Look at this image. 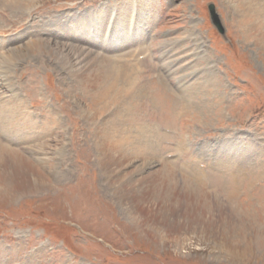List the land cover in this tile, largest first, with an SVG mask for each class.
<instances>
[{
    "label": "rangeland",
    "instance_id": "374dc122",
    "mask_svg": "<svg viewBox=\"0 0 264 264\" xmlns=\"http://www.w3.org/2000/svg\"><path fill=\"white\" fill-rule=\"evenodd\" d=\"M257 5L0 0V264H264Z\"/></svg>",
    "mask_w": 264,
    "mask_h": 264
},
{
    "label": "bare ground",
    "instance_id": "6f19581e",
    "mask_svg": "<svg viewBox=\"0 0 264 264\" xmlns=\"http://www.w3.org/2000/svg\"><path fill=\"white\" fill-rule=\"evenodd\" d=\"M242 1V0H241ZM244 2V1H243ZM262 2V3H261ZM257 3H258V5H257V9H255V8H253V9H255V10H253V13H255V16H256V19H252V20H249L248 22H247V27H245V28H247L246 30H248V27L250 26H252V25H250L251 23H253L254 22V24H256V25H260L261 26V29H260V31L262 30L263 31V34H262V36L264 37V19L263 20H258L259 18H260V16L263 18L264 17V1H259V0H257ZM244 4V3H243ZM248 5V6H247ZM246 7H249V8H251V5H249V4H246ZM124 9H120V11H119V13H118V15H119V19H118V23H119V30H118V32H121V33H119L120 35H122L125 39V41H127V42H130V38L129 39H127L126 38V34H128V30L129 31H131L132 32V28H133V23H134V16H135V13H134V11L133 10H135V12H136V10H137V8H135V9H131L130 11H123ZM246 10V9H245ZM238 16H239V14H238ZM240 17V16H239ZM127 18V23L125 24L124 23V20ZM251 18V17H250ZM109 19H110V16L108 17V19H107V23H106V25H105V28L108 26V24H109ZM151 19V18H150ZM139 20H141V18L139 19ZM148 22V21H147ZM112 23H113V21H112ZM246 23V22H245ZM257 27V26H256ZM132 29V30H131ZM257 30H258V28H256ZM111 30V29H110ZM256 30V31H257ZM136 31H137V27H136ZM105 32H106V29L104 30V34H105ZM124 32H125V34H124ZM133 32H135L134 30H133ZM102 33V34H103ZM248 34V33H247ZM133 35V34H132ZM137 35H138V33H137ZM249 35V34H248ZM258 35V34H257ZM135 36H136V34H135ZM108 37H109V34H108ZM249 38V37H248ZM255 39V38H254ZM260 40V39H259ZM260 43V42H259ZM264 43V42H263ZM264 45V44H263ZM66 50V52H67V54H66V60H68L67 61V63L69 62V63H71V61H70V54L71 53H69V50H68V48H66L65 49ZM77 53V52H76ZM74 54H72V56H73ZM77 56V55H76ZM85 59V58H84ZM78 60V59H77ZM79 62V61H78ZM90 62V61H89ZM66 63V62H65ZM66 63V64H67ZM81 63H84V62H81ZM93 64H98V66H99V69H97L96 67H94V68H96V88H98V90L95 88V92H94V95L95 94H98L99 92H96V91H100L102 88H103V90H102V93L104 92V91H106V86H109L108 84H107V79H109L108 77L110 76L109 75V73L111 72L110 71V69H109V65L107 64V61H106V59H102V61H100L99 63L97 62V63H93ZM93 64H91L89 67H91V66H93ZM79 65V67H75L74 65H73V63L71 64V66L73 67V68H81L82 66H80V64H78ZM83 66H86V64L85 65H83ZM71 67V68H72ZM87 67V66H86ZM93 68V69H94ZM82 69V68H81ZM89 70V69H88ZM92 70V69H91ZM73 72V71H72ZM87 73V72H86ZM75 75L76 74H79V72H78V70L74 73ZM88 74V73H87ZM80 75V74H79ZM86 75V74H85ZM89 75H90V73H89ZM81 76V75H80ZM94 77V76H93ZM95 84V83H94ZM131 84H133V82H131ZM106 85V86H105ZM102 87V88H101ZM105 88V89H104ZM1 122V121H0ZM3 125V124H2ZM174 172V171H173ZM186 178V177H185ZM187 179V178H186ZM186 179H183V181L185 182L186 181ZM183 182V183H184ZM184 184H187V182H185ZM187 186V185H186ZM189 186V185H188ZM191 186V185H190ZM189 186V187H190ZM189 187H186V189H185V192H192V193H194L193 192V190H191V188H189ZM197 194V193H196Z\"/></svg>",
    "mask_w": 264,
    "mask_h": 264
},
{
    "label": "water",
    "instance_id": "95a60500",
    "mask_svg": "<svg viewBox=\"0 0 264 264\" xmlns=\"http://www.w3.org/2000/svg\"><path fill=\"white\" fill-rule=\"evenodd\" d=\"M209 11H210V17H211V20H212L213 24L218 29H221V24L218 21L217 13L215 12V9H214V6L213 5H210L209 6Z\"/></svg>",
    "mask_w": 264,
    "mask_h": 264
}]
</instances>
